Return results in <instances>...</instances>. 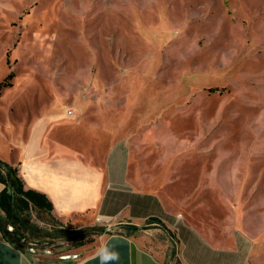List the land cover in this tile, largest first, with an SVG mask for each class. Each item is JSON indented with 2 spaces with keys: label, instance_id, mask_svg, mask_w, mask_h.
Returning a JSON list of instances; mask_svg holds the SVG:
<instances>
[{
  "label": "rangeland",
  "instance_id": "1",
  "mask_svg": "<svg viewBox=\"0 0 264 264\" xmlns=\"http://www.w3.org/2000/svg\"><path fill=\"white\" fill-rule=\"evenodd\" d=\"M4 70L2 107L18 95L70 108V121L89 115L107 141H128L135 187L209 236H251L248 264H264V0H0ZM11 226L37 264L87 254L110 232L180 264L161 226L31 204Z\"/></svg>",
  "mask_w": 264,
  "mask_h": 264
},
{
  "label": "crops",
  "instance_id": "2",
  "mask_svg": "<svg viewBox=\"0 0 264 264\" xmlns=\"http://www.w3.org/2000/svg\"><path fill=\"white\" fill-rule=\"evenodd\" d=\"M5 74L6 70L0 73V81ZM8 89L0 91V160L17 168L25 188L49 200L56 217L161 226L175 238L180 264L249 263L251 236L242 231L209 236L168 209L159 194L133 185L127 176L128 141H107L108 135L99 131L89 115L70 121L66 109L30 108V100L21 104L18 95L9 97L2 107ZM15 99L21 104L16 111ZM102 247L119 254L118 260L108 264H162L138 237L124 232L101 235L92 251L62 264H105L100 258ZM0 264L37 263L30 253L7 241L0 229Z\"/></svg>",
  "mask_w": 264,
  "mask_h": 264
},
{
  "label": "trees",
  "instance_id": "3",
  "mask_svg": "<svg viewBox=\"0 0 264 264\" xmlns=\"http://www.w3.org/2000/svg\"><path fill=\"white\" fill-rule=\"evenodd\" d=\"M12 76L8 73L0 81V88L6 86V80ZM0 183L3 185L0 191V229L3 237L15 245V234L11 224L19 222V210L32 206L51 211L52 206L49 200L41 193L29 188H25L22 180L18 176L17 168L0 160ZM155 219H151L154 221ZM149 221V222H151ZM157 222V221H155ZM7 223L9 225H7ZM131 228H136L132 226ZM102 232V230H100Z\"/></svg>",
  "mask_w": 264,
  "mask_h": 264
},
{
  "label": "clouds",
  "instance_id": "4",
  "mask_svg": "<svg viewBox=\"0 0 264 264\" xmlns=\"http://www.w3.org/2000/svg\"><path fill=\"white\" fill-rule=\"evenodd\" d=\"M37 226L39 227V226H42V225L38 224ZM100 258H101L102 261L105 262V264H108V262L118 260L119 259V254L117 252H115V251L108 250L106 247H102L100 249Z\"/></svg>",
  "mask_w": 264,
  "mask_h": 264
},
{
  "label": "built area",
  "instance_id": "5",
  "mask_svg": "<svg viewBox=\"0 0 264 264\" xmlns=\"http://www.w3.org/2000/svg\"><path fill=\"white\" fill-rule=\"evenodd\" d=\"M65 116L68 118H73L74 114L70 108L65 110Z\"/></svg>",
  "mask_w": 264,
  "mask_h": 264
}]
</instances>
